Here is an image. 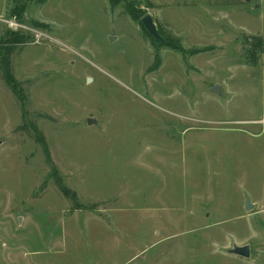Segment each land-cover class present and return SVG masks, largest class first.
Wrapping results in <instances>:
<instances>
[{
    "label": "rangeland",
    "instance_id": "rangeland-1",
    "mask_svg": "<svg viewBox=\"0 0 264 264\" xmlns=\"http://www.w3.org/2000/svg\"><path fill=\"white\" fill-rule=\"evenodd\" d=\"M14 7L0 45L29 39L18 91L0 69V264H264V47L247 58L264 0Z\"/></svg>",
    "mask_w": 264,
    "mask_h": 264
},
{
    "label": "trees",
    "instance_id": "trees-1",
    "mask_svg": "<svg viewBox=\"0 0 264 264\" xmlns=\"http://www.w3.org/2000/svg\"><path fill=\"white\" fill-rule=\"evenodd\" d=\"M46 0H15V7L13 9H17L18 7L20 8V14L23 15L24 10L28 7V5L30 3H34V2H45ZM128 12L132 17H136L137 15V11L134 7H130L128 6ZM145 16V14H144ZM142 23V21H141ZM143 25V24H142ZM34 27H42L41 23H34L33 24ZM160 32V30H159ZM161 33V32H160ZM162 35V33H161ZM152 36V35H151ZM163 36V35H162ZM153 37V36H152ZM164 37V36H163ZM29 38L27 37L26 34L24 33H20V32H11L8 34V37L6 38V40L0 45V69L2 70L4 79L6 81V83L14 90V91H18V82L13 74L12 71V56H13V52L15 50V48L20 45V44H24L27 42ZM155 41V40H154ZM167 40L165 39L166 43ZM264 47V41L262 37H257L256 38V42L254 43V49H251L250 53H247V58L249 59V61L251 63H256L257 59L255 58L253 61H251V57H255L256 55V51L257 50H261L260 48Z\"/></svg>",
    "mask_w": 264,
    "mask_h": 264
},
{
    "label": "water",
    "instance_id": "water-1",
    "mask_svg": "<svg viewBox=\"0 0 264 264\" xmlns=\"http://www.w3.org/2000/svg\"><path fill=\"white\" fill-rule=\"evenodd\" d=\"M244 1H250V0H244ZM142 24L144 26V28H146V30L148 31V33L150 35L153 36L154 40L156 43H163L165 42V38L161 35V33L159 32V29L154 21V18L152 17L151 14H146L143 18H142ZM219 86L216 85L215 87H213L214 91H219ZM90 124L96 123V120L93 118L88 119ZM253 205L251 203L250 200H248V209H252ZM229 254H233V255H237L240 257H244V258H250L251 257V246L250 245H237L234 244L229 250H228Z\"/></svg>",
    "mask_w": 264,
    "mask_h": 264
},
{
    "label": "crops",
    "instance_id": "crops-1",
    "mask_svg": "<svg viewBox=\"0 0 264 264\" xmlns=\"http://www.w3.org/2000/svg\"><path fill=\"white\" fill-rule=\"evenodd\" d=\"M191 19H192V20L189 22L190 24H189V27H188V28H189L188 31H189L190 29H192V25H193L192 23H193V21L196 19V17H195V18L193 17V18H191ZM176 20H178V19L175 17V20H172V21H173V22H176ZM194 22H196V20H195ZM179 23H182V20H181V19L179 20ZM185 30H186V29H185ZM185 30H184V31H185ZM191 31L194 32V29L191 30Z\"/></svg>",
    "mask_w": 264,
    "mask_h": 264
}]
</instances>
